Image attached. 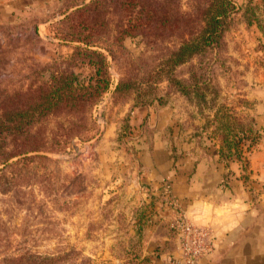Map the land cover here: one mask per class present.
<instances>
[{"label": "rangeland", "instance_id": "rangeland-1", "mask_svg": "<svg viewBox=\"0 0 264 264\" xmlns=\"http://www.w3.org/2000/svg\"><path fill=\"white\" fill-rule=\"evenodd\" d=\"M91 1L54 0L33 17L0 21V98L47 86L54 70L67 64L78 76L74 87L87 82L93 68L73 57L81 43L64 41L66 24L61 21L68 8ZM232 1L236 9L221 45L170 72L164 61L177 38L117 41L118 19L110 15L97 44L108 56V89L85 120L79 112L62 111L30 127L46 130L50 137L73 136L40 153L49 160L33 165L27 183L0 193V224L11 237L9 245L25 246L47 258V264H145V229L154 222L146 219L148 206L136 199L135 177L139 151L156 134L150 115L160 109L172 116L162 136L174 152L188 140L200 145L220 141L227 115L245 123L250 149L248 163H238L239 177L252 185L253 163L260 164L264 152V0ZM189 4L181 2L184 10ZM191 73L207 85L188 100L180 84ZM121 80L134 84L119 95L115 88Z\"/></svg>", "mask_w": 264, "mask_h": 264}, {"label": "trees", "instance_id": "trees-1", "mask_svg": "<svg viewBox=\"0 0 264 264\" xmlns=\"http://www.w3.org/2000/svg\"><path fill=\"white\" fill-rule=\"evenodd\" d=\"M182 1L92 0L88 4L75 6L73 10H66L65 18L61 21L66 24L65 31H62L66 38L64 41L81 43V46L75 47L73 57H78L81 64L92 67L94 74L86 83L74 87L78 83V76L66 69H70V64H67L54 70L51 83L47 86L38 89L31 86L24 92L12 91L0 98L1 194L27 183L34 164H46L49 157L40 153L49 150L50 144L59 148L61 143L73 136L57 133L50 137L46 130L35 131L30 127L41 125L39 122L45 121L49 115L62 111L79 112L83 114L81 120H85L87 111L108 89V56L97 44L111 18L118 19L117 41L128 36H140L149 43L159 38H177L164 61L166 72L190 63L195 57L221 45L227 21L236 9L234 2L186 0L190 4L189 9L184 10ZM108 54L113 57L112 51H108ZM190 76L193 77H189L186 83H179L182 94L188 100L191 93L199 92L201 86L207 85L206 81H197L194 74ZM190 78L193 82H190ZM168 81L174 79L168 77ZM133 84L129 80L119 81L116 94L128 92ZM201 97L203 104H206L204 94ZM224 118L218 136L220 157L226 162L248 163L245 155L250 149V145H246L250 128L247 129L245 123L231 115ZM19 193L20 190L15 191L14 195L17 197ZM169 224L170 233L176 237ZM10 238L0 224V264H47V258L36 256L27 247L20 249V245H9Z\"/></svg>", "mask_w": 264, "mask_h": 264}, {"label": "crops", "instance_id": "crops-1", "mask_svg": "<svg viewBox=\"0 0 264 264\" xmlns=\"http://www.w3.org/2000/svg\"><path fill=\"white\" fill-rule=\"evenodd\" d=\"M53 1L0 0V21L33 17ZM160 110L150 115L156 134L139 151L135 177L136 199L148 206L146 219L154 222L145 229V264H168L179 257L177 239L168 229L174 210L168 206L167 187L187 218L211 233L210 250L200 264H264V152L261 163H253L255 181L247 185L238 163L220 157L217 139L202 145L188 140L174 152L162 136L172 116Z\"/></svg>", "mask_w": 264, "mask_h": 264}, {"label": "built area", "instance_id": "built-area-1", "mask_svg": "<svg viewBox=\"0 0 264 264\" xmlns=\"http://www.w3.org/2000/svg\"><path fill=\"white\" fill-rule=\"evenodd\" d=\"M168 206L174 210V217L170 221V228L175 232L178 242L179 257L170 259L168 264H200L211 245V233L202 226L195 225L186 216L178 201L166 188Z\"/></svg>", "mask_w": 264, "mask_h": 264}]
</instances>
